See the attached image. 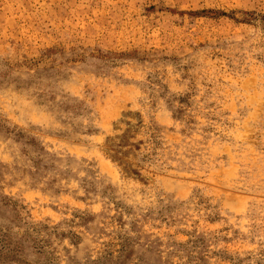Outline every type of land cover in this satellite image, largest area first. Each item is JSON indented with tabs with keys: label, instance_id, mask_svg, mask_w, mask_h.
<instances>
[{
	"label": "rangeland",
	"instance_id": "obj_1",
	"mask_svg": "<svg viewBox=\"0 0 264 264\" xmlns=\"http://www.w3.org/2000/svg\"><path fill=\"white\" fill-rule=\"evenodd\" d=\"M0 264H264V0H0Z\"/></svg>",
	"mask_w": 264,
	"mask_h": 264
}]
</instances>
